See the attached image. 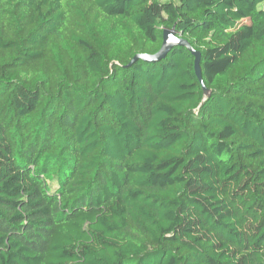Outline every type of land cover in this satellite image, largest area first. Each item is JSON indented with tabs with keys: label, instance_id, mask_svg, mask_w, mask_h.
<instances>
[{
	"label": "trees",
	"instance_id": "1",
	"mask_svg": "<svg viewBox=\"0 0 264 264\" xmlns=\"http://www.w3.org/2000/svg\"><path fill=\"white\" fill-rule=\"evenodd\" d=\"M263 2L0 0V264H264Z\"/></svg>",
	"mask_w": 264,
	"mask_h": 264
},
{
	"label": "water",
	"instance_id": "2",
	"mask_svg": "<svg viewBox=\"0 0 264 264\" xmlns=\"http://www.w3.org/2000/svg\"><path fill=\"white\" fill-rule=\"evenodd\" d=\"M178 45L184 46L188 48L194 56V65H195V72L199 79V82L202 84L204 94L206 96L209 95L210 91L206 87V84L203 82L202 79V67L200 65L201 60V52L199 50H195L189 41L185 39L181 34H177L174 28H163V43L160 47V51L155 55H143L142 58L148 61H155L161 60L166 54H168L173 47Z\"/></svg>",
	"mask_w": 264,
	"mask_h": 264
},
{
	"label": "rangeland",
	"instance_id": "3",
	"mask_svg": "<svg viewBox=\"0 0 264 264\" xmlns=\"http://www.w3.org/2000/svg\"><path fill=\"white\" fill-rule=\"evenodd\" d=\"M261 7H263V8H264V2L262 3Z\"/></svg>",
	"mask_w": 264,
	"mask_h": 264
}]
</instances>
